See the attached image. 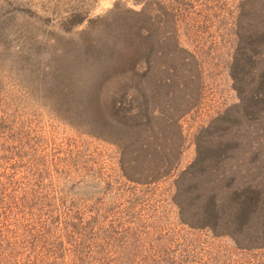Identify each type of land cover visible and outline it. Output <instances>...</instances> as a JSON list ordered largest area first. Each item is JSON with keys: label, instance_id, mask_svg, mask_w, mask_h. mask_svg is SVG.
<instances>
[{"label": "rangeland", "instance_id": "374dc122", "mask_svg": "<svg viewBox=\"0 0 264 264\" xmlns=\"http://www.w3.org/2000/svg\"><path fill=\"white\" fill-rule=\"evenodd\" d=\"M263 77L264 0H0V264H264L174 201L225 113L224 157L177 200L194 210L196 176L264 165V103L246 104ZM122 115L126 171L154 181L122 174L108 131Z\"/></svg>", "mask_w": 264, "mask_h": 264}, {"label": "trees", "instance_id": "16d2710c", "mask_svg": "<svg viewBox=\"0 0 264 264\" xmlns=\"http://www.w3.org/2000/svg\"><path fill=\"white\" fill-rule=\"evenodd\" d=\"M88 70H90L88 74L92 75L94 71L90 68ZM240 70L241 68L237 60L233 61L231 75L235 80H237V74ZM78 77L73 75L67 76L71 85H75L72 89L75 93L84 92L81 87L77 86L80 82V80L78 81ZM259 87L262 88L263 92L257 91V96L250 97L246 102V104H251L250 107L252 108L254 104L255 108H258L257 103H264V77L260 80ZM88 93L90 92L86 91L81 95V101L84 100V104L93 112L96 110L95 104L91 101L92 98L88 97ZM252 108L248 110H252ZM117 109H120V107ZM225 114L218 117L209 126L203 128L198 134L196 157L177 178V190L174 194V201L179 207L180 219L189 224V226L199 229H209L214 236H228L233 241L235 247L240 250L250 251L264 248V175H257L258 173L261 174L264 165L259 163V166H253L254 169L252 172L247 168L244 174H241L237 179L233 175L228 174L224 177V183L218 182L219 179L217 178L200 181V178L196 176V179L194 178V184L201 186L197 188L198 190H196V194L194 195V198L200 201L194 210H190L185 206L186 199H182V201L181 199L177 200V197L183 191L179 184L187 172L193 174V170L208 166L212 170V165H216L221 157V153L224 157L223 153L227 151L228 144L230 143L226 139L228 137H222L219 134L221 131L220 126L226 117ZM122 118H125V120H117L116 124L114 123L108 129L112 133L110 139L122 146L119 159L122 174L127 178L143 183L154 181L155 178H149V176L132 178L126 171L127 161L124 160L123 155L125 154V141L131 124L127 123L125 115H122ZM207 140L212 142L208 146L205 145ZM261 153L264 154V146H257L252 155L256 156ZM189 203H192V201ZM79 259L84 261L82 257Z\"/></svg>", "mask_w": 264, "mask_h": 264}]
</instances>
